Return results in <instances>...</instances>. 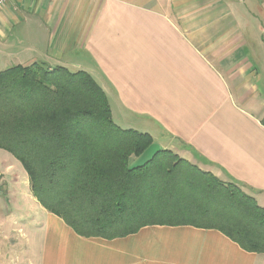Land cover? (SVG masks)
Masks as SVG:
<instances>
[{
    "label": "crops",
    "instance_id": "crops-1",
    "mask_svg": "<svg viewBox=\"0 0 264 264\" xmlns=\"http://www.w3.org/2000/svg\"><path fill=\"white\" fill-rule=\"evenodd\" d=\"M33 62L87 72L117 126L264 208V0H7L0 69ZM0 190V264H264L263 253L190 224L80 236L38 203L1 148Z\"/></svg>",
    "mask_w": 264,
    "mask_h": 264
},
{
    "label": "trees",
    "instance_id": "trees-1",
    "mask_svg": "<svg viewBox=\"0 0 264 264\" xmlns=\"http://www.w3.org/2000/svg\"><path fill=\"white\" fill-rule=\"evenodd\" d=\"M152 143L112 121L85 71L40 62L0 69V148L20 163L38 203L75 233L110 239L190 224L264 254V208L253 197L168 149L130 163Z\"/></svg>",
    "mask_w": 264,
    "mask_h": 264
},
{
    "label": "rangeland",
    "instance_id": "rangeland-1",
    "mask_svg": "<svg viewBox=\"0 0 264 264\" xmlns=\"http://www.w3.org/2000/svg\"><path fill=\"white\" fill-rule=\"evenodd\" d=\"M3 66H6V65H3ZM158 149L159 148L156 142L152 143V145L141 155L140 159L137 161V164L143 163L145 160H147L151 156L153 152H155Z\"/></svg>",
    "mask_w": 264,
    "mask_h": 264
},
{
    "label": "built area",
    "instance_id": "built-area-1",
    "mask_svg": "<svg viewBox=\"0 0 264 264\" xmlns=\"http://www.w3.org/2000/svg\"><path fill=\"white\" fill-rule=\"evenodd\" d=\"M6 2L7 0H0V9L6 4Z\"/></svg>",
    "mask_w": 264,
    "mask_h": 264
}]
</instances>
